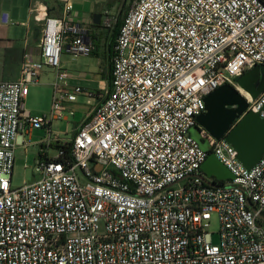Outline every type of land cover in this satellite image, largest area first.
<instances>
[{"label":"built area","instance_id":"2783aa9c","mask_svg":"<svg viewBox=\"0 0 264 264\" xmlns=\"http://www.w3.org/2000/svg\"><path fill=\"white\" fill-rule=\"evenodd\" d=\"M57 1L60 17L34 9L38 49L25 51L17 79L0 81V264H264V153L247 169L196 120L209 93L264 66V0H134L112 43L107 90L68 85L62 53L95 45L92 28L70 18L75 0ZM114 17L105 10L103 26ZM46 69L51 109L34 116L25 100ZM245 93L243 114L264 117V91ZM79 96L92 113L72 138L53 136ZM40 128V177L14 188L15 150ZM210 153L233 179L204 173Z\"/></svg>","mask_w":264,"mask_h":264},{"label":"rangeland","instance_id":"374dc122","mask_svg":"<svg viewBox=\"0 0 264 264\" xmlns=\"http://www.w3.org/2000/svg\"><path fill=\"white\" fill-rule=\"evenodd\" d=\"M26 1V0H25ZM77 1V0H76ZM91 1H96L103 9L108 11L110 14H113L118 18L119 11L123 8V12L121 14V19L124 17L125 13L132 5L134 0H88L86 3H90ZM2 2V3H1ZM1 7L0 14L2 11H8L10 15V24L8 26V30H3L2 33H6V36H0V39H12L13 43L18 46L25 39V29L26 27L20 26L19 24L23 21H26L27 11L24 13V0H0ZM28 7V4H27ZM28 19V18H27ZM117 21V20H116ZM119 22V21H118ZM117 22V23H118ZM1 33V35H2ZM104 35L103 32L100 33ZM2 60V57L0 58ZM71 60V55L69 52H64L61 55V62L64 63L66 67L67 65H71L69 62ZM78 64L82 65L84 71L98 73L101 67L97 64L96 58L92 56H79L77 58ZM79 67V66H77ZM3 72L2 64L0 65V73ZM87 77V76H86ZM53 80L52 77L44 79L39 84H31L29 86V93L25 100V107L32 113L34 116H42L44 114L49 113L51 109L52 103V94L53 87L50 84ZM69 81H67L68 83ZM80 85L83 87L96 90L99 86V83L96 82H82ZM91 106L87 104L86 97L79 96L78 100L72 103L71 107L67 108V121L56 120L53 122V130L61 131L63 134L66 133L67 138H72L74 135V128L80 124L83 120H85L90 114ZM192 135L200 140L201 146L206 147L207 142L203 140L197 129H192ZM46 136V132L44 128L34 129L32 132V145L29 146L27 150L22 147H18L15 150V164L13 170V178L12 185L13 187H18L22 185L24 182L30 183L35 181L40 177L35 168V158L38 152L41 149V145L38 144L40 139ZM210 230L216 232L219 228V219L216 214H212V218L210 219ZM217 239L216 234H214V240Z\"/></svg>","mask_w":264,"mask_h":264},{"label":"water","instance_id":"95a60500","mask_svg":"<svg viewBox=\"0 0 264 264\" xmlns=\"http://www.w3.org/2000/svg\"><path fill=\"white\" fill-rule=\"evenodd\" d=\"M96 14L93 28L100 25ZM256 97L264 91V66H255L236 78V86L223 84L205 98V110L197 116L199 126L216 139L224 138L237 151V158L247 169L252 168L264 153V117L247 111V101L241 93ZM237 120V122H236ZM208 177L219 181L234 178V174L210 153L201 165Z\"/></svg>","mask_w":264,"mask_h":264},{"label":"crops","instance_id":"0c3cea01","mask_svg":"<svg viewBox=\"0 0 264 264\" xmlns=\"http://www.w3.org/2000/svg\"><path fill=\"white\" fill-rule=\"evenodd\" d=\"M15 1V0H14ZM88 0H75L74 8L70 13V18L73 21L84 24L88 28H92L91 40L95 45L94 50L89 55H80V56H92L96 58L97 64L101 67L98 73L87 72L84 71L82 65L78 64L77 57L71 56L70 64L67 65L68 69L72 72V78L69 79L68 85H80L84 82H98V89L107 90L109 88V78L111 76V45L114 42V29L116 27V23L112 28H105L103 26V18H104V7H101L98 2L91 1L90 3H86ZM2 3V2H1ZM28 4V7H27ZM49 5V6H48ZM3 6V5H2ZM0 4V8L2 7ZM39 6L41 13L46 12L49 16L60 17L62 15L61 3L57 0H24V13L27 11V22L23 21L19 25L26 27L25 29V39L22 41V45L19 46L13 43L12 39H0V65L2 64L3 72L0 73V81L2 80H15L19 77L20 66L23 59V55L27 50H35L37 51V45L42 35V23L35 19L36 12L35 8ZM4 7V6H3ZM2 7V8H3ZM46 7V11L44 10ZM44 10V12H42ZM8 13V11H2ZM9 14V13H8ZM96 14H101L100 17V25L93 28V21L96 19ZM10 17V15H9ZM8 25L0 24V36H6V33H2L3 30H8ZM103 32L104 35L100 33ZM2 33V35H1ZM70 54V53H69ZM71 55V54H70ZM66 67V65L63 63ZM79 66V67H77ZM50 77L53 78V74L50 69H46L42 74L39 83H41L44 79ZM87 76V77H86ZM38 83V84H39ZM52 83V81H51ZM50 83V84H51ZM82 86V85H80ZM74 103V102H72ZM72 103H68V107L72 106ZM67 113V112H66ZM63 121H67V116L63 119ZM53 126V124H52ZM79 126V124L74 128ZM53 130V128H52ZM75 134V133H74ZM53 136L61 137L68 139L66 137V133L63 134L61 131L53 130Z\"/></svg>","mask_w":264,"mask_h":264},{"label":"trees","instance_id":"16d2710c","mask_svg":"<svg viewBox=\"0 0 264 264\" xmlns=\"http://www.w3.org/2000/svg\"><path fill=\"white\" fill-rule=\"evenodd\" d=\"M49 6V5H48ZM128 11V10H127ZM122 12H123V8H121L120 9V11H119V16H118V18H117V21H116V27H115V31H114V37L117 35V33H118V29H119V27H120V25L123 23V20H124V17H125V15H126V13H125V15H124V17L121 19V21H120V18H121V14H122ZM119 21V22H118ZM118 22V23H117ZM111 47H112V45H111ZM111 68H112V65H111ZM110 79H111V77L109 78V88H110V85H111V81H110Z\"/></svg>","mask_w":264,"mask_h":264},{"label":"bare ground","instance_id":"6f19581e","mask_svg":"<svg viewBox=\"0 0 264 264\" xmlns=\"http://www.w3.org/2000/svg\"><path fill=\"white\" fill-rule=\"evenodd\" d=\"M241 93L246 96L247 98L249 97L245 92L241 91Z\"/></svg>","mask_w":264,"mask_h":264}]
</instances>
